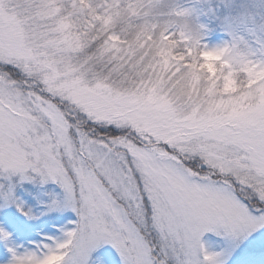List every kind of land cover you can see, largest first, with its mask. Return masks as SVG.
Wrapping results in <instances>:
<instances>
[{
	"label": "snow or ice",
	"instance_id": "snow-or-ice-1",
	"mask_svg": "<svg viewBox=\"0 0 264 264\" xmlns=\"http://www.w3.org/2000/svg\"><path fill=\"white\" fill-rule=\"evenodd\" d=\"M6 19L0 264H264V187L241 179L233 134L38 90ZM245 135L264 171V129Z\"/></svg>",
	"mask_w": 264,
	"mask_h": 264
},
{
	"label": "clouds",
	"instance_id": "clouds-1",
	"mask_svg": "<svg viewBox=\"0 0 264 264\" xmlns=\"http://www.w3.org/2000/svg\"><path fill=\"white\" fill-rule=\"evenodd\" d=\"M0 11L21 79L137 117L217 125L240 141L229 152L241 179L264 187V171H248L255 145L245 135L264 129V11L239 5L227 14L239 27L226 26L228 38L215 44L184 0H2Z\"/></svg>",
	"mask_w": 264,
	"mask_h": 264
},
{
	"label": "rangeland",
	"instance_id": "rangeland-1",
	"mask_svg": "<svg viewBox=\"0 0 264 264\" xmlns=\"http://www.w3.org/2000/svg\"><path fill=\"white\" fill-rule=\"evenodd\" d=\"M188 5H195L201 13V19L205 20L210 28L209 43H219L228 38L226 26L238 28V24H231L227 14H233L239 10V5L247 4L254 11H264V0H184ZM211 8V11H209ZM223 12V13H222Z\"/></svg>",
	"mask_w": 264,
	"mask_h": 264
},
{
	"label": "trees",
	"instance_id": "trees-1",
	"mask_svg": "<svg viewBox=\"0 0 264 264\" xmlns=\"http://www.w3.org/2000/svg\"><path fill=\"white\" fill-rule=\"evenodd\" d=\"M223 13V12H222Z\"/></svg>",
	"mask_w": 264,
	"mask_h": 264
}]
</instances>
